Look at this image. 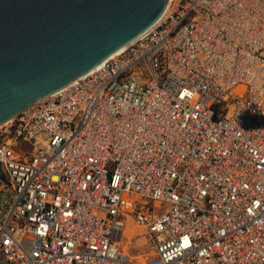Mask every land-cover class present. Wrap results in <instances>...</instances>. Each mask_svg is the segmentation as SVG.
<instances>
[{
	"label": "built area",
	"instance_id": "1",
	"mask_svg": "<svg viewBox=\"0 0 264 264\" xmlns=\"http://www.w3.org/2000/svg\"><path fill=\"white\" fill-rule=\"evenodd\" d=\"M0 264H264V0H169L0 126Z\"/></svg>",
	"mask_w": 264,
	"mask_h": 264
},
{
	"label": "water",
	"instance_id": "2",
	"mask_svg": "<svg viewBox=\"0 0 264 264\" xmlns=\"http://www.w3.org/2000/svg\"><path fill=\"white\" fill-rule=\"evenodd\" d=\"M169 0H0V126L95 70Z\"/></svg>",
	"mask_w": 264,
	"mask_h": 264
},
{
	"label": "bare ground",
	"instance_id": "3",
	"mask_svg": "<svg viewBox=\"0 0 264 264\" xmlns=\"http://www.w3.org/2000/svg\"><path fill=\"white\" fill-rule=\"evenodd\" d=\"M232 3V2H231ZM231 3L230 2H227V5H229V7H231ZM232 4H234V5H232L233 7H235V9H237V10H239L240 9V7H242L243 6V3H232ZM237 22H239V25H241V21L242 20H236ZM157 23H155L154 25H156ZM153 25V26H154ZM239 25H234V27L235 28H239ZM234 28V29H235ZM150 29V28H149ZM248 36H250L251 37V34H248ZM126 47V46H125ZM125 47H123L122 49H120L117 53H119V52H121L123 49H125ZM117 53H115L114 55H116ZM113 55V56H114ZM232 186L233 187H236V185H233L232 184ZM231 193H232V195L238 200L239 198L246 204L247 203V197H248V194L247 193H243V192H240V189H238V188H232V191H231ZM133 221V220H132ZM131 224V223H130ZM134 224V223H133ZM136 226V225H135ZM130 228H132L133 230H134V233H135V229H136V227L134 228V226L133 227H130ZM141 228V227H140ZM137 233L136 234H138L139 233V226L137 227ZM141 231H143V230H141ZM144 232H145V230H144ZM133 233V231H131L130 230V234H132ZM141 234V233H140ZM142 239V238H141ZM135 241V240H134ZM143 242V240H140V242ZM144 243V242H143ZM131 248V247H130ZM144 249H146V248H144ZM131 250V249H130ZM140 253H141V250L139 251Z\"/></svg>",
	"mask_w": 264,
	"mask_h": 264
},
{
	"label": "rangeland",
	"instance_id": "4",
	"mask_svg": "<svg viewBox=\"0 0 264 264\" xmlns=\"http://www.w3.org/2000/svg\"><path fill=\"white\" fill-rule=\"evenodd\" d=\"M131 223V224H130ZM134 223V224H133ZM136 225V226H135ZM134 226V228L136 227V229H135V233H134V230L132 229V228H129V231L131 230V231H133V234H136L137 233V227H138V225L134 222V221H132V219H130V222H129V227H133ZM139 233L137 234V235H139L140 233H141V235H142V233L144 232V228H140V226H139ZM141 230H143V231H141ZM140 238H142L143 239V237L141 236ZM141 239V240H142ZM140 243H143L142 241L140 242ZM134 245H135V241H134ZM144 248H146L145 250H148V252H150L151 250H152V247H150L149 245H146V246H142V249H144ZM130 249H133V246L130 248ZM129 249V251H131L132 253L134 252V250H130ZM141 249V251H145V250H142ZM139 253V249L137 250V253L136 254H138Z\"/></svg>",
	"mask_w": 264,
	"mask_h": 264
}]
</instances>
